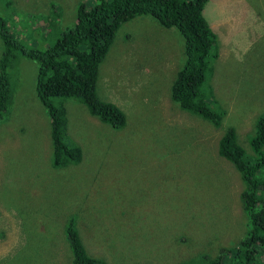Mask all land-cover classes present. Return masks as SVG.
Wrapping results in <instances>:
<instances>
[{"label": "rangeland", "instance_id": "rangeland-1", "mask_svg": "<svg viewBox=\"0 0 264 264\" xmlns=\"http://www.w3.org/2000/svg\"><path fill=\"white\" fill-rule=\"evenodd\" d=\"M80 1L0 0V13L32 45L36 29L48 37L52 22L71 27ZM203 15L218 40L208 82L225 110L221 125L172 99L180 33L137 16L117 31L96 85L99 98L124 111V127L101 122L73 98L64 101L68 135L82 149L74 165H51L37 63L18 56L0 119V264H72L71 220L84 260L100 264H177L215 256L244 237L246 187L218 141L232 126L255 156L249 139L264 118V0H209ZM213 99L207 95L206 105L214 107Z\"/></svg>", "mask_w": 264, "mask_h": 264}, {"label": "trees", "instance_id": "trees-1", "mask_svg": "<svg viewBox=\"0 0 264 264\" xmlns=\"http://www.w3.org/2000/svg\"><path fill=\"white\" fill-rule=\"evenodd\" d=\"M93 1L86 4L82 0L77 4L71 27L62 30V23L55 21L48 26L49 32L45 34L48 37H42L39 29L31 32L32 45L25 44L12 30L7 17L0 13V119L9 109L15 61L18 56L34 60L38 67L35 90L49 120L51 165L63 167L79 163L82 149L68 135L64 101L73 98L101 122L117 129L124 127V111L96 93L99 64L123 23L150 15L165 28L174 27L183 38L182 62L171 86L172 99L214 126L221 125L225 110L213 99L208 82L213 62L219 58L216 33L203 15L209 0ZM47 40L49 44L43 46ZM207 95L213 99L214 107L206 105ZM256 130V135L249 139L255 156L247 154L237 142L232 126L224 130L218 141V153L232 163L246 187L243 211L248 228L244 237L236 245L221 246L215 256L204 253L177 264H230L227 256L236 264H257V257L264 261V148L261 146L264 118L258 119ZM66 228L72 264H100L84 260L72 220Z\"/></svg>", "mask_w": 264, "mask_h": 264}, {"label": "bare ground", "instance_id": "bare-ground-1", "mask_svg": "<svg viewBox=\"0 0 264 264\" xmlns=\"http://www.w3.org/2000/svg\"><path fill=\"white\" fill-rule=\"evenodd\" d=\"M98 118V117H97ZM99 119V118H98ZM100 120V119H99ZM101 121V120H100Z\"/></svg>", "mask_w": 264, "mask_h": 264}]
</instances>
